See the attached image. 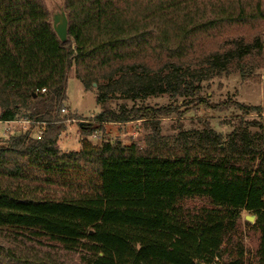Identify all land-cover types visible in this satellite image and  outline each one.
<instances>
[{
	"label": "trees",
	"instance_id": "obj_1",
	"mask_svg": "<svg viewBox=\"0 0 264 264\" xmlns=\"http://www.w3.org/2000/svg\"><path fill=\"white\" fill-rule=\"evenodd\" d=\"M65 9L61 43L42 0H0V122L25 117L30 129L45 128L0 138V237L45 241L78 255L74 264H247L242 247L228 249L247 212L260 232L256 264H264L263 126L242 124L226 139L210 127L169 139L159 121L180 107L144 105L169 96L212 107L203 85L264 54L259 35L226 50L222 43L231 30L264 22L263 0H66ZM72 72L86 91L98 85L99 105L133 106L90 121L63 116ZM73 120L81 152L62 154L57 143ZM141 121L153 129L147 149L104 141L107 124ZM197 198L210 204L187 212Z\"/></svg>",
	"mask_w": 264,
	"mask_h": 264
},
{
	"label": "rangeland",
	"instance_id": "obj_2",
	"mask_svg": "<svg viewBox=\"0 0 264 264\" xmlns=\"http://www.w3.org/2000/svg\"><path fill=\"white\" fill-rule=\"evenodd\" d=\"M42 1L46 9L49 10L52 25L53 16L63 10L66 11V0ZM252 27L255 28L252 31L239 27L223 35L222 43L229 42L225 44V50L236 47L232 43L240 39L246 44V41H251L250 39L253 36L259 35V37H264L263 21L257 22ZM230 70L229 74L224 73V75L208 80L203 85L202 97L212 107L207 108L196 105L195 100H188L186 102L183 100H172L169 96L152 98L145 101L144 105L155 108L170 105L180 107V113L177 112L159 121L161 135L173 139L181 131H202L210 127L222 135L223 139H226L242 124L249 122L261 124L264 133V54L257 53V55L245 57L240 63L235 62ZM69 77L67 101L63 103V108L66 112H62L63 116L74 114L82 121H90L106 109L118 110L123 104H126L128 107L133 106V103L119 99L110 100L99 105L97 103V84L94 86V89L86 91L73 72ZM236 104H243L247 107H260L261 113L259 115L256 112L246 114ZM217 106L223 108L216 109L215 107ZM26 121V118L22 117L15 122H0V138L6 140L9 137L21 136L30 130L33 136L44 133V126L42 129L37 127L30 129L33 125L27 124ZM65 127L66 130L61 134L57 145L62 154L79 155L81 144H79L80 132L78 121L65 122ZM249 130L253 133L258 131L257 128L251 126H249ZM152 134L153 129L151 125H147L141 121L126 123L124 125L107 124L106 133L102 134V136L105 142H119L128 146L137 144L141 149L145 150L149 146L148 140ZM98 136H101V134ZM208 204L210 202L207 199L197 198L194 201L185 203L183 208L187 212L193 213L200 206ZM247 216H250L247 212L242 214L241 219L237 223L236 232L230 236L228 249L232 250L234 248L238 250L242 247L247 264H256V253L261 242L260 232L254 227V223L246 220ZM0 248H4L3 252H1L4 257L0 256V264H23L19 262L20 260H29V262L51 260L74 264L78 256L67 254L55 246H50L45 241L38 243L28 237L22 239L20 236L11 238L0 237ZM229 252H226V254L228 255ZM8 255L9 257H7Z\"/></svg>",
	"mask_w": 264,
	"mask_h": 264
},
{
	"label": "water",
	"instance_id": "obj_3",
	"mask_svg": "<svg viewBox=\"0 0 264 264\" xmlns=\"http://www.w3.org/2000/svg\"><path fill=\"white\" fill-rule=\"evenodd\" d=\"M52 27L59 38L61 43H66L68 41V34H69V20H68V15L66 11H61L58 14H55L53 16V23ZM246 220L250 223L255 222V217L254 216H247ZM197 264H205L202 262H198Z\"/></svg>",
	"mask_w": 264,
	"mask_h": 264
},
{
	"label": "built area",
	"instance_id": "obj_4",
	"mask_svg": "<svg viewBox=\"0 0 264 264\" xmlns=\"http://www.w3.org/2000/svg\"><path fill=\"white\" fill-rule=\"evenodd\" d=\"M41 93H45V90H42ZM62 112H66L64 109H62ZM10 123V122H9ZM27 124L31 125L32 123L30 121H26Z\"/></svg>",
	"mask_w": 264,
	"mask_h": 264
}]
</instances>
